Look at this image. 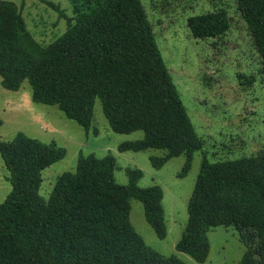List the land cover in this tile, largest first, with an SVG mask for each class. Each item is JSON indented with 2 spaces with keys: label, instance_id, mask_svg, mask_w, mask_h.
Instances as JSON below:
<instances>
[{
  "label": "trees",
  "instance_id": "1",
  "mask_svg": "<svg viewBox=\"0 0 264 264\" xmlns=\"http://www.w3.org/2000/svg\"><path fill=\"white\" fill-rule=\"evenodd\" d=\"M77 1L73 23L46 46L33 40L13 3L0 1V86L16 91L27 82L33 103L57 108L85 133L98 100L113 133L143 134L120 144V152H164L150 159L154 169L183 155L185 176L202 143L140 0ZM237 1L264 61V0ZM186 25L194 37L209 38L223 34L228 19L218 11L189 17ZM64 156L56 144L22 133L0 141L10 184L0 204V264H182L152 253L128 223L129 202L138 201L156 237H165L160 187L138 188L137 170H126L128 183L118 185L110 155L79 154L74 173L58 176L48 199L40 197L41 173ZM186 210L177 252L203 263L206 233L231 227L246 248L239 264H264V154L215 163L203 157Z\"/></svg>",
  "mask_w": 264,
  "mask_h": 264
},
{
  "label": "rangeland",
  "instance_id": "2",
  "mask_svg": "<svg viewBox=\"0 0 264 264\" xmlns=\"http://www.w3.org/2000/svg\"><path fill=\"white\" fill-rule=\"evenodd\" d=\"M11 2L21 15L33 40L46 46L73 23L77 0H0ZM50 3L52 6H50ZM150 30L181 103L202 146L192 156L188 173L179 177L185 157L167 161L154 169L151 158L164 152H120L122 143L142 139L141 132L113 133L94 102L88 133L65 118L55 107L35 104L23 82L16 91L0 86V141L17 133L41 143H54L65 156L41 173L39 196L47 200L56 178L74 173L78 155L114 159L113 179L128 183L125 171L137 170L138 188L153 185L162 191V223L165 237L158 239L144 219L142 205L129 202L128 223L152 253L174 258L182 264H239L246 248L231 227H216L206 233L208 254L203 263L177 252L175 246L187 224V202L193 191L203 157L209 163L247 159L264 154V61L239 12L237 0H140ZM53 7H57V10ZM224 11L227 30L218 36L197 38L187 28V19ZM8 173L0 158V204L10 192ZM257 261V257H254Z\"/></svg>",
  "mask_w": 264,
  "mask_h": 264
}]
</instances>
